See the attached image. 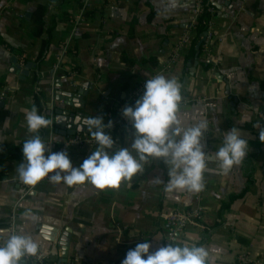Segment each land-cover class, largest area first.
<instances>
[{
    "label": "crops",
    "instance_id": "1",
    "mask_svg": "<svg viewBox=\"0 0 264 264\" xmlns=\"http://www.w3.org/2000/svg\"><path fill=\"white\" fill-rule=\"evenodd\" d=\"M211 2L213 29L200 56L185 61L188 50L168 67L189 27L194 0H0V242L15 211L16 231L31 236L40 250L38 259L22 264H121L144 241L152 244L151 252L174 242L205 247L214 264H238L242 255L264 264V142L256 127L258 114H264V0ZM38 6L45 8L41 36L32 21ZM46 40V53L37 62ZM28 64L31 70L22 76ZM157 75L181 85L182 128L207 124L202 141L207 156H214L224 132L241 131L249 143L241 165L222 174L218 162L209 159L204 190L195 194L166 193L167 166L155 160L116 189L68 187L45 178L23 196L26 185L17 169L22 143L38 135L25 119L33 108L36 80L47 116L62 109L101 117L113 129L116 118L105 114ZM58 93L73 95V106H81L77 97L86 93L83 107L56 102ZM132 133L131 125L124 135L110 136L116 148H130ZM66 138L54 132L55 143ZM97 147L70 152L72 166L78 168ZM176 210L200 212V226L169 240L161 223ZM67 230L62 262L59 239ZM52 234L54 242L44 239Z\"/></svg>",
    "mask_w": 264,
    "mask_h": 264
},
{
    "label": "clouds",
    "instance_id": "2",
    "mask_svg": "<svg viewBox=\"0 0 264 264\" xmlns=\"http://www.w3.org/2000/svg\"><path fill=\"white\" fill-rule=\"evenodd\" d=\"M181 100V85L176 79L163 75L146 79L144 91L135 105L122 110V116L133 128L130 148L115 147L114 140L107 134L111 122L105 124L101 117H89L87 129L98 147L78 168L72 166L65 151L51 152L39 135L33 136L22 143L23 162L17 169L20 182L34 187L48 178L68 187L90 184L101 191L116 189L122 181H130L141 173L145 164L159 160L167 166L166 193L203 191L207 161L214 159L219 171L228 174L245 160L249 143L234 127L223 133L222 144L214 156H207L202 143L207 124L182 128L178 120ZM25 119L32 133L52 124L35 107ZM256 127L260 128L259 141L264 142V127ZM156 183L163 182L156 179ZM25 219L35 221L37 217L26 216ZM151 247L147 241L138 243L127 252L121 264H214L208 250L202 246L172 242L154 252L150 251ZM39 254L37 242L18 231L9 232L0 242V264H22L25 257Z\"/></svg>",
    "mask_w": 264,
    "mask_h": 264
},
{
    "label": "built area",
    "instance_id": "3",
    "mask_svg": "<svg viewBox=\"0 0 264 264\" xmlns=\"http://www.w3.org/2000/svg\"><path fill=\"white\" fill-rule=\"evenodd\" d=\"M201 12H202V6H201L200 0H194V7H193V10L191 12L189 27L178 38V40L175 44V47H174V51L170 56V59L168 62V67H170L171 65H174L179 59H181L185 54H187L186 52L189 50L191 40L193 38L192 29L196 23L197 18L201 14ZM211 12H213V11H211ZM80 19H81V17H79L77 19V22ZM212 29H213L212 19H210L207 23V32H206L205 42H206V40L210 39ZM23 63H24V61L21 60L19 67H23ZM38 84H39V82H38V80H36L35 81V90H36L35 94L42 95L41 90H40V86ZM144 84L145 83H141V84L135 86L134 88H132L128 92V94L124 100L125 102L119 106L118 118H116L117 123H122L127 128L132 125L129 120L125 119L122 116V110L126 106H133V104L136 102V100L140 98V96L142 95V93L144 91ZM49 109L52 110L51 107ZM47 110L48 109L46 107V102H45V115L44 116L47 119H50L52 121V124L49 125L48 127L44 128L47 131V134L43 139H46V144L50 146L51 152L65 151L68 155L70 152H72L78 148L81 149L83 147H95V146H97V143L94 140V138L90 135H87V134H76L72 137H67L65 140H63L60 143H55L53 140V136H54V132H55L54 126H53V118L54 117H52L51 115L47 116V114H46ZM107 117H110V115H107ZM258 123H259L260 127H264V114H262V113L258 114ZM47 154L48 153H46L45 155L47 156ZM32 188L33 187L26 186L25 191L23 192V196L28 195V193L30 192V190ZM200 219H201V216H200V212H198V211L176 210L172 214H170L161 223V228H162L163 232L166 234L167 239L172 240L176 234L181 233L182 231H184L188 227L200 226L199 225ZM15 222H16V216H15V211H13L9 217V226H8L9 232H17L15 229ZM35 259H38V256L32 258V260H35ZM23 261H25V262L29 261L28 257H25ZM238 264H262V263H260V261L251 260L247 256L242 255L238 258Z\"/></svg>",
    "mask_w": 264,
    "mask_h": 264
},
{
    "label": "trees",
    "instance_id": "4",
    "mask_svg": "<svg viewBox=\"0 0 264 264\" xmlns=\"http://www.w3.org/2000/svg\"><path fill=\"white\" fill-rule=\"evenodd\" d=\"M201 2V6H202V12L199 15V17L196 20L195 25L193 26L192 29V34H193V38L191 40V44H190V48H189V53L187 54V56L185 57V61H192L196 55V46L201 42V46L199 48V56L201 54L202 51V47L203 44L205 43V40L203 41V39L205 38L204 35L207 32V23L210 19L213 18V16L216 13V8L214 7V5L212 4L211 0H200ZM213 11V12H211ZM45 14V8L42 6H38L35 10V12L33 13V17H32V21L33 23L38 27V35L41 36L42 34V27H43V16ZM48 46V42L46 41H42V49L40 54L38 55L37 58V62H40L43 58V55L46 53V48ZM198 56V57H199ZM125 101H122L115 109H111L110 111H108L105 114V117L107 115H110V117H114V118H118V109L119 106L121 104H123ZM135 105V103L133 104V106ZM33 107H35L38 110L39 114L45 115V100L43 95L40 94H35L33 97ZM127 129V127L122 124V123H117L113 129H107V134L108 135H113V134H118V135H124L125 130ZM47 134V131L42 128L38 131V135L41 137V139H43ZM20 152L21 150L17 149L16 153V157L18 156L20 157ZM1 166V164H0ZM2 174V171L0 170V175ZM33 257H28L29 261H32ZM27 261V262H29ZM34 262V261H32Z\"/></svg>",
    "mask_w": 264,
    "mask_h": 264
},
{
    "label": "water",
    "instance_id": "5",
    "mask_svg": "<svg viewBox=\"0 0 264 264\" xmlns=\"http://www.w3.org/2000/svg\"><path fill=\"white\" fill-rule=\"evenodd\" d=\"M228 0H226L227 2ZM206 37V33L204 35ZM205 38L203 39V41ZM201 42L196 46V55L194 57L195 61L198 59L199 56V48L201 46ZM196 65V63H194ZM32 65L28 64L27 67L25 68L24 71H20V74L22 76H28L29 71L31 70ZM189 69H192L191 65L189 64ZM86 93H84L83 97H85ZM73 95L68 94V93H58L56 94L55 101L56 102H63L67 107H75V108H82L84 102L82 101L83 97L79 96L77 97L78 99H81V106H73V100H71ZM86 115L80 114V113H73V112H68L64 111L62 109H55L54 111V118H53V126H54V131L56 134L63 136V137H72L76 134H87L91 135V133L87 129L86 125V120H87ZM47 231V229H46ZM51 233H55L52 231ZM52 236L50 237H45L48 242H54L55 238ZM69 240H70V234L69 230L65 231L63 235L59 239V245L61 247V258L62 262L66 261L67 258V251H68V246H69Z\"/></svg>",
    "mask_w": 264,
    "mask_h": 264
}]
</instances>
